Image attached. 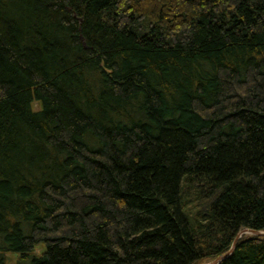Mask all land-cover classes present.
Here are the masks:
<instances>
[{"label": "trees", "instance_id": "obj_1", "mask_svg": "<svg viewBox=\"0 0 264 264\" xmlns=\"http://www.w3.org/2000/svg\"><path fill=\"white\" fill-rule=\"evenodd\" d=\"M244 230L264 0H0V264H206Z\"/></svg>", "mask_w": 264, "mask_h": 264}, {"label": "water", "instance_id": "obj_2", "mask_svg": "<svg viewBox=\"0 0 264 264\" xmlns=\"http://www.w3.org/2000/svg\"><path fill=\"white\" fill-rule=\"evenodd\" d=\"M245 234H251V235L257 236V237H264V232H257V231H253V230H244V231H242L238 235V237L235 239V241H234L229 253L226 256H224V257L218 258L216 261L212 262L211 264H220L223 260L228 258L234 252L238 240L241 239Z\"/></svg>", "mask_w": 264, "mask_h": 264}, {"label": "rangeland", "instance_id": "obj_3", "mask_svg": "<svg viewBox=\"0 0 264 264\" xmlns=\"http://www.w3.org/2000/svg\"><path fill=\"white\" fill-rule=\"evenodd\" d=\"M250 236H253V235H251V234H245L243 237H250ZM240 240V239H239ZM238 240V241H239ZM9 259L11 260V262H14L15 261V258L13 257V256H9ZM214 262V261H213ZM212 262H210V263H206V264H211Z\"/></svg>", "mask_w": 264, "mask_h": 264}]
</instances>
